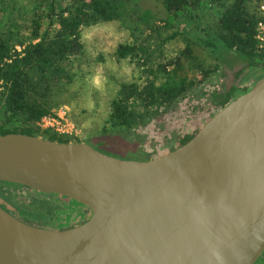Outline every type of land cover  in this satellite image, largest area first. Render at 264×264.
I'll return each mask as SVG.
<instances>
[{
  "label": "water",
  "instance_id": "water-1",
  "mask_svg": "<svg viewBox=\"0 0 264 264\" xmlns=\"http://www.w3.org/2000/svg\"><path fill=\"white\" fill-rule=\"evenodd\" d=\"M0 180L91 211L52 230L0 206V264H254L264 250V76L150 159L0 133Z\"/></svg>",
  "mask_w": 264,
  "mask_h": 264
},
{
  "label": "trees",
  "instance_id": "trees-1",
  "mask_svg": "<svg viewBox=\"0 0 264 264\" xmlns=\"http://www.w3.org/2000/svg\"><path fill=\"white\" fill-rule=\"evenodd\" d=\"M40 3L47 6L49 22L45 29L41 30L39 14L32 18L28 36L0 27L1 134L20 132L57 141L81 140L41 130L35 122L50 112L54 93L72 79L73 71L68 64L83 48L82 27L101 20H123L129 25L134 39L118 43L115 53L136 61L140 74L146 77L142 84L132 81L120 84L110 100L103 130L130 127L137 120L139 108L143 107L147 113L153 107L169 105L193 86L196 81L183 69L185 61L197 59L193 49L195 39L213 50L219 45L235 50L249 58V63L264 69V50L258 48L255 38V25L264 19V10L260 8L264 0H162L167 13L163 25L156 24L151 10L140 8L137 0H40ZM205 10L213 12V25L202 21ZM167 28L171 32L164 40L180 35L185 40L184 46L169 58L151 48L152 33L144 31L160 33ZM18 43L22 45L20 50L16 47ZM234 97L231 87L216 102L221 108ZM192 135L193 131L182 136L181 143Z\"/></svg>",
  "mask_w": 264,
  "mask_h": 264
},
{
  "label": "rangeland",
  "instance_id": "rangeland-1",
  "mask_svg": "<svg viewBox=\"0 0 264 264\" xmlns=\"http://www.w3.org/2000/svg\"><path fill=\"white\" fill-rule=\"evenodd\" d=\"M137 3L140 8L150 9L156 24L163 25L167 13L162 0H137ZM46 11L47 6L40 3V0H0V27L28 36L32 30L31 20L37 14L42 15L41 30L48 26ZM214 18L213 12L205 10L202 21L213 25ZM55 26L56 24L51 29ZM144 31L152 33L151 48L167 58L185 44L181 35L164 40L171 32L168 28L162 29L160 33ZM81 34L83 48L70 58L68 64L73 71L72 79L54 93L55 101L51 108L67 106L69 114L80 129V133L72 138L88 141L105 149L107 153L124 158L149 155L155 157L169 151L170 144L184 134V129L199 127L219 109L215 104L226 87L240 77L245 79L248 87L255 81L242 73L248 69L251 72L258 70L248 65L249 58L237 55L235 50L222 45L213 50L195 39L193 49L197 59L185 61L183 69V73L196 81L193 86L169 105L153 107L147 113L143 107L139 108L136 120L139 123L130 127L117 126L103 130L110 100L120 84L130 81L142 84L146 77L140 74L136 61L118 57L115 53L118 43L134 39L131 28L123 20H101L83 26ZM140 36L138 33L137 37ZM16 47L21 49L22 45L18 43ZM246 66L247 69H244ZM0 184L5 185L2 182ZM2 187L0 192L3 191L5 196H14L15 200L20 201L18 203H28V199L22 194L16 196L8 187Z\"/></svg>",
  "mask_w": 264,
  "mask_h": 264
},
{
  "label": "flooded vegetation",
  "instance_id": "flooded-vegetation-1",
  "mask_svg": "<svg viewBox=\"0 0 264 264\" xmlns=\"http://www.w3.org/2000/svg\"><path fill=\"white\" fill-rule=\"evenodd\" d=\"M235 53L241 57L244 56L241 53H238V52H235ZM240 63H242V61H240ZM248 65L253 66L254 68L258 70L257 71L255 70L254 72H251V70L249 69L245 71L243 70L244 71L242 73L243 75H246L252 78L253 81H256L258 78L264 76V75L260 76V74L262 73L258 72V71L260 72L264 71V69H262L260 66H257L251 63ZM244 69H247V66L244 67ZM248 72L249 73L251 72V73L248 74ZM244 80L245 79H242V77L237 78V80L234 83L230 84L228 87H226L223 92L225 93L227 89L232 87L233 95L234 96L239 95L240 93H242L240 91L244 92L245 89L247 88V84L244 82ZM215 105L218 106V108L220 107L219 103L217 102ZM135 123H139V122H135ZM199 127L198 126L194 128L192 127L191 129L188 128V130L184 129L183 130L184 134L182 136H184L185 134L191 131H193V134H194L199 129ZM182 136L178 137V139H176L174 143L172 142L170 144L171 145L170 150L182 144L181 143ZM92 145L94 146L95 144H92ZM94 147L97 148L98 146L95 145ZM98 149L105 152V149L101 147H98ZM118 157H121V156H118ZM153 157H154L153 155H149L145 157L136 156V158H133V159H150ZM0 182L5 183V185H2V186L8 187L7 189L11 193H15L16 196H19V194H22L24 198L26 197L28 199V203L27 202H25V204L18 203L20 201L15 200L14 196L13 197H10L9 195L5 196L2 193L3 191H1L0 192V206L4 208L5 210L9 211L10 213L14 214L18 219L30 225H34V226L41 227V228L52 229V230H61V229L70 228V227L83 223L84 221L88 219L90 215L91 211L87 205L74 202L68 196H65L63 194L45 193V192H41L37 189L31 188L29 186H26L20 183H14V182H9L5 180H0ZM2 186L0 184V190L1 188H3ZM36 209L37 211H34ZM259 256L260 258H258V261L256 262V264H264V250Z\"/></svg>",
  "mask_w": 264,
  "mask_h": 264
},
{
  "label": "built area",
  "instance_id": "built-area-1",
  "mask_svg": "<svg viewBox=\"0 0 264 264\" xmlns=\"http://www.w3.org/2000/svg\"><path fill=\"white\" fill-rule=\"evenodd\" d=\"M260 8L264 10V3L260 5ZM255 38L258 48L264 50V19L258 20L255 25ZM35 124L41 130L56 132L65 137H75L80 133V129L69 114L67 106H60L57 109L51 108L50 112L40 116Z\"/></svg>",
  "mask_w": 264,
  "mask_h": 264
}]
</instances>
